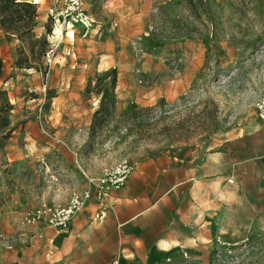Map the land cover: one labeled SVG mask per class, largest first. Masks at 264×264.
<instances>
[{"label": "rangeland", "instance_id": "1", "mask_svg": "<svg viewBox=\"0 0 264 264\" xmlns=\"http://www.w3.org/2000/svg\"><path fill=\"white\" fill-rule=\"evenodd\" d=\"M29 1L38 4L35 36H45L48 43L39 71L14 67L21 43L8 41L0 28V60L6 79L1 87L13 105L15 129L0 149V212L11 221L0 231L1 254L11 250L8 246L20 248L15 247L20 242L13 233L34 205H65L72 193L83 192L77 184L81 179L87 184L83 173L97 178L104 169L124 161L134 171L144 160L166 154L203 156L212 151V140L221 133L248 122H263L255 104L264 97V0H183L176 18L154 9L152 28L131 44L124 58L130 65L128 71L118 72L116 119L95 132L91 125L99 98L93 88L97 75L106 70H99L97 59L87 52L83 28L63 23L64 0ZM62 30L63 38H52ZM71 31L75 39L68 34ZM193 40L201 43L202 65L189 87L182 93L156 97L150 105L135 104L145 111L126 119L134 104L128 102L127 94L142 99L148 90L149 95L167 90L160 74L144 73L145 57L157 58L167 68L166 75L174 76L185 63L183 52L174 46ZM52 45L53 53L47 57ZM63 148L79 161L68 167L75 174L68 182L61 177L66 159ZM211 232V242L196 249H178L155 264H209L214 242L240 245L250 238L257 240L241 246L243 255L233 264L264 261V213L242 214L241 221L229 220L224 226L214 219ZM38 244L27 256L29 264H56Z\"/></svg>", "mask_w": 264, "mask_h": 264}, {"label": "crops", "instance_id": "2", "mask_svg": "<svg viewBox=\"0 0 264 264\" xmlns=\"http://www.w3.org/2000/svg\"><path fill=\"white\" fill-rule=\"evenodd\" d=\"M182 1L85 0L86 11L96 22L86 40L87 52L97 59L96 67L128 71L130 65L124 58L131 44L152 28L154 9L176 18L184 7ZM174 48L185 56L179 74L166 75L167 68L153 56H146L142 63L144 73L160 74L167 81V90L157 95H149L148 90L142 99L127 94L128 102L150 105L156 97L182 93L189 87L202 65L201 43L187 41ZM71 51L74 58L76 53ZM120 82L121 76L117 87ZM212 145V151L203 156L166 154L141 162L122 189L109 191L100 220L96 219L100 200L92 189L91 199L67 229L45 228L40 238L34 232L28 234L26 244L0 253V264H29L27 256L38 243L56 264H155L178 249H196L211 242L214 219L224 226L229 220L241 221L242 214L264 213V121L221 133ZM63 153L61 177L68 182L75 177L68 167L79 161L69 157V149L63 148ZM77 184L79 190L90 188L83 179ZM9 222L0 212V231ZM21 229L19 225L13 233L19 242Z\"/></svg>", "mask_w": 264, "mask_h": 264}, {"label": "trees", "instance_id": "3", "mask_svg": "<svg viewBox=\"0 0 264 264\" xmlns=\"http://www.w3.org/2000/svg\"><path fill=\"white\" fill-rule=\"evenodd\" d=\"M38 17V4L29 0H0V28L8 41L17 40L21 43L14 63L16 69L39 71V66L46 55L48 48L46 37L35 36ZM5 82L4 64L0 60V149L4 148L15 130L11 123L13 105L10 103L7 91L1 87V84ZM117 84L118 71L115 68L97 75L93 92L99 98V106L93 116L92 131L95 132L97 129H101L105 123L116 119ZM50 98L51 96H48V99ZM143 111L145 110H140L135 104H132L126 119H132ZM255 240L257 239L250 238L246 242L250 244ZM246 242L240 245L214 242L209 255V264L235 263L236 259L243 255L239 253V249ZM261 264H264V261Z\"/></svg>", "mask_w": 264, "mask_h": 264}, {"label": "built area", "instance_id": "4", "mask_svg": "<svg viewBox=\"0 0 264 264\" xmlns=\"http://www.w3.org/2000/svg\"><path fill=\"white\" fill-rule=\"evenodd\" d=\"M168 2H171V0H168ZM60 17L67 26H81L84 30V37L88 36L90 30L96 24L95 20L85 11L84 0H64V8L60 12ZM64 34L65 32L62 30L59 31V34L53 33L52 38L61 39L64 37ZM54 48V45H52V50H50L47 57H49L50 53H53ZM70 54L71 52L68 51L67 55ZM255 108L259 118L264 121V97L256 102ZM132 171V166L124 161L113 168L104 169L103 173L97 178L89 177L83 173L90 187L88 190L81 193H72L65 205L42 202L23 216L20 223L22 227V231L19 232L20 243L26 244L28 234L33 232L34 237L40 238V231L45 228L67 229L72 219L85 208L87 202L91 199L92 189L100 200L101 209L96 215V219L100 220L103 217L104 205L109 191L122 189L126 185ZM8 248H11V246H8ZM113 264H118V261H115Z\"/></svg>", "mask_w": 264, "mask_h": 264}, {"label": "bare ground", "instance_id": "5", "mask_svg": "<svg viewBox=\"0 0 264 264\" xmlns=\"http://www.w3.org/2000/svg\"><path fill=\"white\" fill-rule=\"evenodd\" d=\"M35 3V2H34ZM69 35L72 37V39L74 38V34H73V32L71 31V32H69Z\"/></svg>", "mask_w": 264, "mask_h": 264}]
</instances>
